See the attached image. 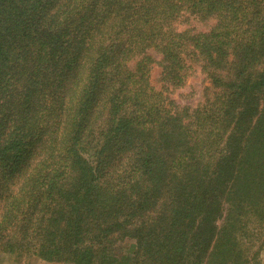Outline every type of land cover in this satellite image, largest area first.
<instances>
[{
    "label": "trees",
    "instance_id": "1",
    "mask_svg": "<svg viewBox=\"0 0 264 264\" xmlns=\"http://www.w3.org/2000/svg\"><path fill=\"white\" fill-rule=\"evenodd\" d=\"M263 245L264 0H0L1 253L261 264Z\"/></svg>",
    "mask_w": 264,
    "mask_h": 264
},
{
    "label": "rangeland",
    "instance_id": "2",
    "mask_svg": "<svg viewBox=\"0 0 264 264\" xmlns=\"http://www.w3.org/2000/svg\"><path fill=\"white\" fill-rule=\"evenodd\" d=\"M179 30H184L186 28H192L198 31H203L208 28V25L196 21L194 19H183L179 25ZM157 57V56H155ZM151 83L157 89L163 87L160 77V68L153 64L151 66ZM203 76L200 72H194L187 79L185 85L182 88L176 89L172 92L171 97L180 105H196L202 98V93L204 85L202 83ZM135 242L131 239H126L120 246L117 247V253L121 256H130L134 250ZM261 264H264V245L262 246ZM0 264H68V263H56V262H46L39 258L32 257L29 259H22V261H17L14 256L9 254H4L0 252Z\"/></svg>",
    "mask_w": 264,
    "mask_h": 264
}]
</instances>
